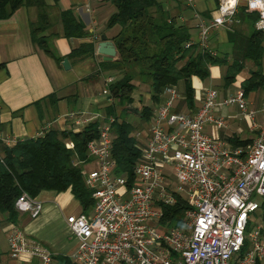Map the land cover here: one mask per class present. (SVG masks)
Returning <instances> with one entry per match:
<instances>
[{
    "label": "built area",
    "instance_id": "obj_1",
    "mask_svg": "<svg viewBox=\"0 0 264 264\" xmlns=\"http://www.w3.org/2000/svg\"><path fill=\"white\" fill-rule=\"evenodd\" d=\"M217 7L216 16L207 25L201 23L197 34V45L210 56L215 52L208 48L209 34L238 25L240 8L257 15L254 28L264 37V0H219ZM189 46L193 44L188 42L185 48ZM113 82L105 78L103 96H109L108 86ZM163 91L165 100L148 129L137 134L141 154L131 179L115 173L112 116L85 145L89 159L81 175L91 191L93 207L88 213L67 216L66 229L76 243L67 257L75 264L264 263V225L250 229L264 197V125L251 146L236 147L202 129L206 124L225 128V119L213 116L218 106L234 105L241 115L253 118L242 90L216 102L218 92L205 89L200 108L188 115L173 112L180 97L177 90ZM67 146L72 143L67 141ZM87 164L93 165L89 172ZM179 198L186 207L183 222L178 228L161 225L164 205L172 206ZM14 205L30 217L40 211V204L24 192ZM7 240L12 259L27 253L38 259L31 264H56L48 250L26 243L17 224Z\"/></svg>",
    "mask_w": 264,
    "mask_h": 264
},
{
    "label": "trees",
    "instance_id": "obj_2",
    "mask_svg": "<svg viewBox=\"0 0 264 264\" xmlns=\"http://www.w3.org/2000/svg\"><path fill=\"white\" fill-rule=\"evenodd\" d=\"M115 8V14L105 24L107 28L120 27L117 36L112 38L115 46L116 61L106 62L103 68L119 73L116 81L108 86L109 99L113 104L106 105L104 120L112 116L113 134L111 152L116 164V174H126L131 179V171L140 148L133 126L125 119L132 113L139 114V119L147 123L153 115V107L163 102L164 89H176L181 84L182 103L193 107L194 90L191 78L207 80L209 68L225 65L217 56H210L198 45L185 48L190 42L188 30L174 23L173 18L162 10L156 0H106ZM23 6L36 8V21L29 25L30 42L42 50L43 54L61 66L62 59L54 52L49 39L44 33L49 30V18L42 0H0V21H8L12 14ZM257 15L247 14L240 8L234 25L227 31L232 47V63L227 67L224 86H229L234 77L244 68V63H251L253 70L242 84L244 95L257 90H264V37L258 33L254 24ZM63 36L66 39L86 38L82 23L72 13H60ZM238 27V28H236ZM94 44H81L68 53L70 60H87L94 53ZM148 85L150 104L141 110L132 108L134 81ZM54 97H49L52 100ZM116 107L121 108L115 114ZM106 121V120H105ZM100 121L93 119L85 123L80 130L44 129L35 138L17 140L13 145L0 141V213L7 212L10 223L16 224L19 212L14 202L23 192L36 198L42 190L48 192L70 191L81 208V214L88 213L93 207L91 191L86 188L82 173L83 165L88 162L87 145L98 136ZM67 141L72 146H67ZM233 145L241 146L235 138L229 139ZM67 146V147H66ZM185 203L178 199L174 205H164L161 225L178 228L183 222ZM259 215L264 221V197L259 206ZM54 262L64 260L66 264H75L63 255H52ZM255 264H264L255 261Z\"/></svg>",
    "mask_w": 264,
    "mask_h": 264
},
{
    "label": "crops",
    "instance_id": "obj_3",
    "mask_svg": "<svg viewBox=\"0 0 264 264\" xmlns=\"http://www.w3.org/2000/svg\"><path fill=\"white\" fill-rule=\"evenodd\" d=\"M49 18V30L44 33L54 49V53L69 63V70H63L55 61L45 56L41 49L30 42L29 25L35 23L36 8L23 6L8 21H0V141L5 145H13L17 140L29 137L35 138L44 129L57 128L61 131L72 129L78 131L86 123L97 119L101 124L105 122L104 109L112 103V99L94 92L97 83H104L110 77L116 81L119 73L103 68V57L97 55L99 38H104L113 46V39L120 27L110 29L105 26L116 12L115 8L106 0H42ZM162 10L179 27L188 30L189 40L197 45L199 25L211 22L218 10L219 0H156ZM68 11L79 20L87 34L86 38L66 39L63 36L60 13ZM245 32V26H243ZM208 48L215 52V56L224 59L225 65H214L209 68V80L221 76L226 78L227 67L232 63V47L228 41L227 30H214L209 34ZM94 44V55L87 60H70L67 56L81 44ZM228 48L224 49L225 47ZM264 48V45H262ZM115 48V46H114ZM229 49V50H228ZM223 54L220 55V51ZM229 51V52H228ZM117 57L110 63L115 62ZM253 70L251 63H244L243 70L233 80L239 82V90L232 92L223 86L218 92L216 102H221L229 96L236 95L242 90L241 84L249 78ZM200 80L191 78L194 90L193 107L188 108L182 103V96L174 102L173 112L188 115L195 113L201 105V93L206 88L200 85ZM205 88V89H204ZM177 89V88H176ZM214 90V89H213ZM95 93V94H94ZM179 93V92H178ZM100 95H102V98ZM182 95V93H181ZM54 97L49 100V97ZM180 96V94H179ZM247 108L254 111L253 118L241 115L237 107L218 106L213 116L225 119V128H214L206 124L202 130L210 137L220 138L221 141L233 145L229 139L235 138L246 148L251 146L260 128L264 125V113L261 105L264 103V90H257L245 95ZM150 100V95H149ZM165 97L163 95V102ZM162 103V102H161ZM160 103V105H161ZM157 106L147 123L142 124L141 134L148 129L149 123L156 115ZM121 108L116 107L115 114H120ZM74 121H80L76 125ZM88 123V122H87ZM142 136V135H141ZM143 137V136H142ZM93 167V165H92ZM70 191L42 192L35 202L40 204V211L34 217L28 214L17 215L16 224L19 225L28 245L36 244L48 250L53 256L67 257L74 250L76 243H66L69 231L66 229V218L70 214L81 213L79 203H71ZM72 195V194H71ZM72 197H74L72 195ZM75 199V198H74ZM7 212L0 213V264H31L38 262L36 257L27 253L12 259L7 246L8 232L12 224L7 219ZM51 255V256H52ZM56 263V262H55Z\"/></svg>",
    "mask_w": 264,
    "mask_h": 264
},
{
    "label": "rangeland",
    "instance_id": "obj_4",
    "mask_svg": "<svg viewBox=\"0 0 264 264\" xmlns=\"http://www.w3.org/2000/svg\"><path fill=\"white\" fill-rule=\"evenodd\" d=\"M238 27H239V25H238ZM238 27H236V28H238ZM239 29H243V27L241 26V27H239ZM226 48H228V45L224 49H226ZM230 48H231V46H230ZM219 53L221 55V54H223L225 52H223V50H221ZM220 70H221L222 73H224L222 68H220ZM222 73H221V76L213 77V78H211V80H209L210 78L207 79V80L206 79L205 80H200L201 81L200 85L201 86L203 85L206 88L216 89V90L222 91V89H223L222 87L224 86ZM134 84L136 86V89L133 91L134 92L133 93L134 102L131 105L132 108L134 107V108H137V109L141 110V108H143V107H147V106L152 107V105L150 104L151 102L149 100V91H148L149 88H148V85H142L137 80L134 81ZM181 88H182V86L180 84V85L177 86V89H175V90H177V92H179L180 97H181V91H182ZM227 89L230 90V91L232 90V92L238 91L239 90V82L237 81L234 84L231 83L229 86H227ZM102 90H103V84L101 86L100 82L97 83L95 85L94 92L96 91V92L100 93V92H102ZM100 96L102 97V95H100ZM102 98H104V97H102ZM155 108L156 107H153L154 110H155ZM125 119H127V121L133 126L134 130L132 132L134 133L136 138H138L137 134L142 133L141 129H142V124H143L141 119H139V114L132 113L128 117H125ZM137 141H138V144H139L140 141L138 139H137ZM92 168H93L92 165H88L87 164L85 166V170H87V172L91 171ZM171 179L173 180L174 178L171 177ZM68 195H70L71 198H73L72 200H70V202L71 203H75L74 197H72V195L70 193ZM261 219L262 218L259 215V213L254 214L253 215V220H250V222H251L250 223V229L254 230L257 226L264 225V222ZM66 239H67L66 243H68L70 245L72 244V242H74V239L72 237H70V239H68V237H67Z\"/></svg>",
    "mask_w": 264,
    "mask_h": 264
},
{
    "label": "water",
    "instance_id": "obj_5",
    "mask_svg": "<svg viewBox=\"0 0 264 264\" xmlns=\"http://www.w3.org/2000/svg\"><path fill=\"white\" fill-rule=\"evenodd\" d=\"M105 36H102L99 38L100 43L97 45V55L103 57L104 61H113V59L116 57V50L114 48V46L107 41L105 38ZM69 63L68 60L66 58H64V60L62 61V66L61 68H63V70H69ZM56 264H66V262L64 260H59Z\"/></svg>",
    "mask_w": 264,
    "mask_h": 264
},
{
    "label": "snow or ice",
    "instance_id": "obj_6",
    "mask_svg": "<svg viewBox=\"0 0 264 264\" xmlns=\"http://www.w3.org/2000/svg\"><path fill=\"white\" fill-rule=\"evenodd\" d=\"M231 3H235V0H230Z\"/></svg>",
    "mask_w": 264,
    "mask_h": 264
}]
</instances>
